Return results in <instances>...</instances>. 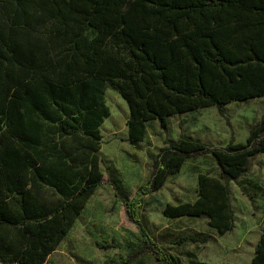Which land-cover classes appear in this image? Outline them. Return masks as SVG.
<instances>
[{"label":"trees","instance_id":"16d2710c","mask_svg":"<svg viewBox=\"0 0 264 264\" xmlns=\"http://www.w3.org/2000/svg\"><path fill=\"white\" fill-rule=\"evenodd\" d=\"M107 85L127 103L134 146L147 123L167 131L173 116L209 107L224 116L230 103L264 97V0H0V264H44L87 214L103 182ZM261 154L264 116L244 142L212 146L183 135L166 142L133 195L113 184L139 235L111 230L96 245L125 254L111 264H133L143 253L183 264L172 247L210 236L162 246L146 228L144 198L188 160L209 156L218 176L199 174L196 199L166 204L162 216L204 217L223 236L234 224L229 184ZM250 264H264V230Z\"/></svg>","mask_w":264,"mask_h":264},{"label":"rangeland","instance_id":"374dc122","mask_svg":"<svg viewBox=\"0 0 264 264\" xmlns=\"http://www.w3.org/2000/svg\"><path fill=\"white\" fill-rule=\"evenodd\" d=\"M104 99L110 115L100 128L102 145L98 156L103 174L102 186L87 204V214L76 220L70 236L60 243L44 264H111L125 257L117 248L100 249L96 245L111 230L122 236L129 233L139 235L137 226L128 221L121 200L114 196L116 189L113 184L121 185L128 195H133L150 175L152 154L158 152L168 139L188 134L215 145L226 144L231 139L243 142L250 126L264 116V97L230 103L224 116L215 107L200 109L170 119L167 132L160 128L158 121H153V125L148 126L145 141L134 146L127 141V103L110 85L106 86ZM201 173H218L211 157L188 160L179 173L168 179L160 192L145 197L142 215L147 221L146 228L164 247L178 237L197 232L208 234L210 238L205 244L172 247L173 251L182 254L183 264H192L188 256L190 253L197 257L192 258L203 264H250L264 230V156L252 160L249 172L239 183L229 184L234 224L224 236L211 231L204 217L173 220L162 216L166 204L194 201L196 178ZM255 184L260 185L263 192H257ZM239 186L250 195L256 193V202L251 203ZM171 233L173 236H170ZM133 264L161 263L152 254L143 253L134 258Z\"/></svg>","mask_w":264,"mask_h":264},{"label":"crops","instance_id":"0c3cea01","mask_svg":"<svg viewBox=\"0 0 264 264\" xmlns=\"http://www.w3.org/2000/svg\"><path fill=\"white\" fill-rule=\"evenodd\" d=\"M261 98H263V97H261ZM199 111V110H198ZM198 111H194V112H198ZM218 111V110H217ZM190 113H193V112H189V113H185V114H190ZM185 114H182V115H185ZM178 116H180V115H178ZM173 117H175V116H173ZM173 117H171V118H169V120L170 119H172ZM157 123V122H156ZM159 123V122H158ZM155 124V123H154ZM150 125H153L152 124V122H150V123H147V126H146V135H147V130H148V126H150ZM159 126H160V124H158ZM160 128H161V126H160ZM162 129V128H161ZM163 130V129H162ZM169 130V126H168V129H167V131ZM164 132H167V131H165V130H163ZM180 135H183V136H189V137H192V138H196V137H194V136H192V135H188V134H180ZM179 135V136H180ZM178 136V137H179ZM177 137V138H178ZM247 137V136H246ZM145 138H146V136H145ZM177 138H172V139H168L167 141H165V143L166 142H168V141H172V140H176ZM196 139H199V138H196ZM246 139V138H245ZM199 140H201V139H199ZM144 141H145V139H144ZM143 141V142H144ZM202 142H205V141H203V140H201ZM245 141V140H244ZM243 141V142H244ZM242 142V141H241ZM164 143V144H165ZM205 143H207V142H205ZM207 144H209V143H207ZM227 144V143H226ZM225 143L224 144H220V145H215V144H209V145H212V146H224V145H226ZM164 146V145H163ZM162 146V147H163ZM161 147H159L158 148V150L160 149ZM157 150V151H158ZM157 154V152L155 153V154H152V161H153V159H154V156ZM264 156V154H261V156ZM258 156H260V155H258ZM257 156V157H258ZM256 158V157H255ZM151 172V171H150ZM202 174V173H201ZM203 174H206V173H203ZM208 175H211V176H214V177H217L218 176V173L216 174V175H212V174H208ZM172 177V176H171ZM198 177V176H197ZM149 178V177H148ZM148 180V179H147ZM168 181V180H167ZM146 183V182H145ZM144 183V184H145ZM166 184V183H165ZM196 185H197V178H196ZM141 186V185H140ZM139 187V186H138ZM137 187V188H138ZM230 187V186H229ZM164 188V187H163ZM162 188V189H163ZM254 188H255V190L257 191V192H263V188L260 186V185H257V184H255V186H254ZM113 189V188H112ZM239 190L241 191V193L243 194V192H242V190H241V188L239 187ZM113 191H114V189H113ZM136 191V190H135ZM115 192V191H114ZM160 192V191H159ZM246 192V191H245ZM158 193V192H157ZM196 193V192H195ZM247 194H248V192H246ZM95 194V193H94ZM134 194V193H133ZM156 194V193H155ZM154 195V194H153ZM244 195V194H243ZM249 195V194H248ZM114 196L116 197V195H115V193H114ZM244 196H246V195H244ZM254 198H253V201H250L249 200V198H248V200L251 202V203H253V202H256V193H255V195H252ZM247 197V196H246ZM92 198V197H91ZM116 199H117V197H116ZM195 199H196V197H195ZM194 199V200H195ZM90 202V201H89ZM88 202V203H89ZM230 203H231V189H230ZM86 209H87V205H86ZM77 219H79V218H77ZM76 219V220H77ZM181 219H185V218H181ZM206 221V223H207V220H205ZM76 222V221H75ZM74 226H75V223H74ZM74 228V227H73ZM210 229V228H209ZM211 231H213L212 229H210ZM213 232H215V231H213ZM216 233V232H215ZM173 233H171L170 235H172ZM224 236V235H223ZM194 257H196V256H194ZM197 258V257H196Z\"/></svg>","mask_w":264,"mask_h":264}]
</instances>
